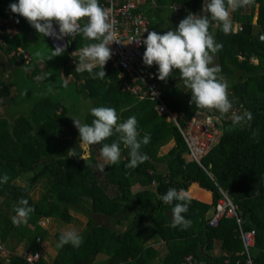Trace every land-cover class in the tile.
<instances>
[{"label": "trees", "instance_id": "16d2710c", "mask_svg": "<svg viewBox=\"0 0 264 264\" xmlns=\"http://www.w3.org/2000/svg\"><path fill=\"white\" fill-rule=\"evenodd\" d=\"M105 1L98 0L101 7ZM207 2L159 0L163 7L170 6V14L176 15L180 22L189 14L206 15L202 7ZM12 3L18 0L0 1V18L20 28L16 35L5 29L1 34L0 56L7 58V68L24 63L12 57V51L24 49L33 53L30 42L38 47L48 44L46 37L40 36L25 18L11 12L9 5ZM176 5H181L182 9L176 12ZM164 9L144 11L154 17ZM230 18L233 25L240 24L242 29L225 35L217 22L210 24V33L217 43L223 44L215 54L214 65L222 69L218 75L228 83L229 99L233 107L238 108L237 114L250 111L251 121L233 126L230 112L222 116L218 110L197 108L191 102L192 94L178 69H174L165 81H160L158 66L150 67L156 76L153 81L163 91V100L173 112L189 118L202 111L222 122V136L202 158L201 165L188 160L179 130L158 115V101L139 98L126 90L124 80L128 78H121L120 71L109 62L104 68V79L92 78L101 70L99 66L89 74L76 72L74 64L66 65V76L74 78L75 102H62L55 95L57 92L50 95L52 87L51 92L39 97L29 110L13 118L0 117V178L4 174L9 177L7 183H0V244L9 252L7 257L0 258V264H30L23 254L41 252L43 242L49 237L40 221L54 219L66 225L75 222L73 213L88 219L86 227L78 233L83 238L81 246L75 248L68 244L58 248L61 235L58 232L55 235L56 255L50 262L41 257L34 264H186L185 258L189 255L195 260L192 264H209L210 260L201 249L207 254L214 250L217 241L221 242V247L217 255H212L213 264H226L227 261L240 264L244 259L241 256L244 247L236 220L222 218L217 226L209 222V211L214 210L222 197L220 189L227 191L238 206L244 220L243 229L255 230L252 258L255 264H264V42L260 39L264 31V0H254L253 5L231 12ZM86 20L81 21L82 26ZM151 28L159 30L160 34L167 32L164 26L157 24H152ZM172 28L175 30L178 26ZM23 30L26 32L21 33ZM95 42L79 34L64 52L69 55ZM65 59L68 61L69 56ZM3 80L0 76L3 86L0 98L10 93ZM80 98L91 102L84 110L85 115H77L83 123L91 124L94 119L90 106L115 108L120 118L118 122L134 115L138 121V139L142 141L144 135H150V142L142 144L140 149L149 159L136 168H127L129 149L120 142L119 163L106 167L99 181L93 154L86 161L77 156L67 157L68 150L79 144V132L69 109L80 105ZM118 141L119 135L114 134L104 143ZM171 142L173 146L167 149ZM101 146L96 145L97 150ZM136 185L140 187L137 192L133 190ZM193 185L210 192L212 204L191 198L188 211L183 214L191 221V226L183 230L173 228L172 208L176 202L169 205L160 198L169 188L189 191ZM37 187L41 188V193L36 199L33 192ZM21 198L27 199L35 211L27 225L16 227L11 217ZM95 217L105 221L97 222ZM155 244L162 248H155ZM19 248L23 250L21 253L17 251ZM100 256L104 258L99 259Z\"/></svg>", "mask_w": 264, "mask_h": 264}, {"label": "clouds", "instance_id": "9594fccd", "mask_svg": "<svg viewBox=\"0 0 264 264\" xmlns=\"http://www.w3.org/2000/svg\"><path fill=\"white\" fill-rule=\"evenodd\" d=\"M253 3L254 0H208L202 7L206 15L189 14L181 20L177 29L164 34L148 32L146 39L142 41L146 46L143 63L146 66H158L160 81H165L174 69H178L182 81L192 94L191 102L197 108L218 110L222 116L229 113L233 109V101L229 99L228 83L218 75L222 71L221 67L214 65L215 54L223 48V44L216 42L209 28L211 22L215 21L225 35L232 34L234 25L230 18L231 12ZM9 7L12 13L25 18L40 36L61 40L65 36L73 37L81 33L85 39L97 41L79 50V62L75 71L93 74V69L99 66L101 70L93 74L92 78L106 77L104 68L112 56L109 46L115 38V26L110 19V12L101 7L98 0H18V3H12ZM84 18L87 20L81 26L80 22ZM54 22L59 26L58 33L53 27ZM260 39L264 41V36ZM64 50V47L57 45L48 60L62 55ZM45 76L47 77L48 73H45ZM90 111L94 117L91 124L71 117L79 132L78 149L82 151L77 148L69 149L67 157L79 156L86 161L92 155L93 146L102 145L96 169L103 173L106 167L119 163L122 142L124 147L129 149L130 161L126 165L127 168H136L149 159L140 149L142 144L147 145L150 142V135H144L142 141L138 139V121L134 115L124 122H118L120 118L113 107H93ZM231 119L232 125L236 126L251 121L253 115L244 110L243 114L233 112ZM114 134L119 135L118 142L104 143ZM253 134L255 135V132ZM8 180V175L4 174L0 183H7ZM160 199L169 205L176 202L172 208L171 227H181L183 230L191 226V221L183 215L188 211L191 202L188 190L169 188ZM14 211L11 222L20 227L28 224L35 209L29 206L27 199L21 198ZM82 243L83 238L75 230H68L61 233L57 247L71 244L79 248Z\"/></svg>", "mask_w": 264, "mask_h": 264}, {"label": "built area", "instance_id": "2783aa9c", "mask_svg": "<svg viewBox=\"0 0 264 264\" xmlns=\"http://www.w3.org/2000/svg\"><path fill=\"white\" fill-rule=\"evenodd\" d=\"M3 1V0H0ZM158 0H106L102 7L110 12V19L115 26V38L109 46L112 52L108 62L112 67L120 71L121 78L124 80V88L139 98L150 97L158 101L156 107L157 113L164 118L168 123L174 124L180 132V135L185 143L187 157L189 161H196L201 165L202 158L218 142L216 134V123L220 119L216 116H211L205 112L198 111L193 116L187 118L183 113L173 112L163 100V91L153 81L156 76L150 70L151 66H146L143 63V53L146 46L142 43L146 39L148 32H151L150 17L144 10L156 7ZM176 12L182 9L181 5L174 6ZM199 16L198 14H194ZM81 23V22H80ZM82 26V25H81ZM53 27L59 32V26L54 22ZM10 25L7 21H0V44L3 43L1 34L5 30H9ZM240 24L234 25V32L241 30ZM147 30V31H145ZM81 33L75 36H65L61 40H56L53 37H46L48 44L55 49L57 45L64 47V51L70 48L71 41ZM264 36V31L260 37ZM264 42V41H263ZM75 54V53H74ZM11 56L18 57L25 62H29L31 57L24 50L12 51ZM3 86L0 85V90ZM238 113V108L233 107L230 111ZM222 195L210 217V225L217 226L222 218H232L236 220L239 228L240 238L244 247L241 256H244L240 264H255L252 258V249L256 242L255 230L243 229V218L238 206H236L228 195L227 191L220 189ZM9 252L0 244V258L7 257ZM23 258L30 264H34L41 258L40 252L33 253L25 252ZM192 255L185 258L186 264L194 262ZM199 264H206L200 262ZM226 264H232L227 261Z\"/></svg>", "mask_w": 264, "mask_h": 264}, {"label": "crops", "instance_id": "0c3cea01", "mask_svg": "<svg viewBox=\"0 0 264 264\" xmlns=\"http://www.w3.org/2000/svg\"><path fill=\"white\" fill-rule=\"evenodd\" d=\"M169 7H163L162 4H160L159 0H158V5L156 7L149 8V10L154 9L155 11H158V9H160V8H165L163 13H161V14L157 13L158 15H156L154 17H153V15H151V16L148 15L150 17L151 26H152V24L153 25L157 24L158 26H164L165 27L164 29L166 31H169V30H173L172 27L179 25V23H180L179 18H177L176 15H173L174 18L172 17V15L170 14L171 12L168 10ZM195 14H198V13H195ZM198 15L200 16V14H198ZM1 19H2V17L0 18V21H1ZM164 20H166L165 22L167 24H165ZM173 20L175 21L176 24H174ZM25 28H27V25ZM8 31H10V33L12 35H16L20 32V28L18 25L17 26L10 25V28ZM158 31L159 30H157V33L160 32V31L159 32ZM23 32H26V31L23 30L21 33H23ZM161 34H163V33H161ZM29 42H30V40H29ZM30 43H31L34 51H33V53H31V52H28L26 50V52L31 57L29 62L25 63V61L22 60L24 63L14 64V65H11L9 68H7V67H5L6 66L5 60H7V58L5 59V57L0 56V66H1L0 76H2L4 78L3 81H5L6 85L9 88V92H10L9 96H7L5 98H0V117H10L11 116L13 118L15 115L20 113L19 111L22 108H19L18 111L17 110L13 111L14 114L13 113L12 114L7 113L6 111L2 110V107L4 106L3 103H9V102H11V104L17 103L19 95L22 94V89H21V86L19 85L20 84L19 80L26 81L29 84V86L24 84L28 90L32 89L31 82L34 84L38 83V86L41 85L39 92H41V94H43V95L51 92L49 89H51L52 87H53L52 92L56 93V92H58V89L56 87H58V88L60 87L64 92L66 86H70V89L73 86L74 78L72 77V75L66 76L65 67H66V65H71V64H74L76 67V65L79 62L78 58H77L79 56V50L74 51L72 53H69V55H68V53L63 52L62 55L53 57L52 59L48 60V58L51 56L52 50H54L53 47H51L49 44L38 47L35 45L36 44L35 42H30ZM66 56H69L68 61H66V59H65ZM28 63H30V64L32 63V64L29 65ZM107 63H108V61H107ZM45 73H48L47 77L45 76ZM48 85L50 87H48ZM24 99H25V102L30 101L28 103H30V104L34 103V101L30 100L32 98L29 99L28 97H24ZM23 100H21L22 104H23ZM65 100L69 104H71L73 101H76L75 99L72 100L71 97H68ZM86 101L87 100L81 99L78 102V103H80V105L78 104V106L82 107L83 103H86ZM32 104H31V106H32ZM19 105L21 107V104H19ZM12 106H14V105H12ZM77 107H75L74 110L71 107L69 109V111H70L69 113L72 114L73 118L80 119L77 116L80 114L75 113V109ZM90 107L92 108V106H90ZM87 108L85 107V108H83V110L87 109ZM67 110L65 109L64 111L67 112ZM84 113H85V111H84ZM76 148H78V146ZM189 193H190L191 198H195V199L199 200L200 202L208 204V205L212 204V194L206 190L201 189L200 187H198L196 185H193L190 187ZM212 214L208 213L209 217H211ZM255 245H256V242H255ZM220 247H221V242L217 241L213 251L208 252L206 254L204 251V248L201 249L202 253H204V255H206L207 258L210 260L209 264H213L212 255H217L219 253ZM254 248H255V246H254ZM254 248L252 249V252L255 251Z\"/></svg>", "mask_w": 264, "mask_h": 264}, {"label": "rangeland", "instance_id": "374dc122", "mask_svg": "<svg viewBox=\"0 0 264 264\" xmlns=\"http://www.w3.org/2000/svg\"><path fill=\"white\" fill-rule=\"evenodd\" d=\"M20 82V86H21V89H22V94L19 95V98H18V101L17 103H12L9 102V103H3V107H2V110L6 111L7 113H13V111H18L19 108H22L19 112H25L27 110H29L31 108V104L28 103V102H25V99L24 97H28L30 100L32 101H36L39 97L43 96V94H41V92H39V89L41 87L38 86V83L34 84L31 82V86H32V89L28 90L26 88V86L24 84H26L27 86H29V84L26 82V81H23V80H19ZM48 87H50L48 85ZM49 89V88H48ZM58 89V92L55 94V93H50V95L52 94H55V95H58L61 99L62 102H66L65 99H67L68 97H71L72 100L75 99V97L73 96V93H72V89L73 87L70 89V86H66L64 92L63 90L59 87L57 88ZM51 91V89H49ZM27 95V96H26ZM24 99V100H23ZM82 99V98H80ZM21 100H23V104L21 103ZM75 102V101H73ZM89 103L91 104V102H88V100L86 101V103H83V107L81 106H78L75 111H78L77 113H79L80 115L82 114V116L84 115V110L83 108L84 107H88ZM21 104V107L20 105ZM14 105V106H12ZM8 115V114H7ZM230 117H232V114L230 115ZM81 121L83 119H80ZM216 134H217V139L219 140L220 137L222 136V122L221 121H218L216 124ZM77 129V128H76ZM78 131V129H77ZM70 136H71V132L69 133ZM173 146V142H171L168 146H167V149L169 147H172ZM78 151H82V150H79ZM166 151V149H165ZM92 154L94 155V157L96 158V161L97 163L99 162V150H97L96 148V145L93 146V151H92ZM79 158V156H77ZM188 158V157H187ZM95 173L96 175L98 176V179L99 181L102 180V176H103V173H100L96 167H95ZM20 184H22L21 182H19ZM140 187L138 185H136L133 190L135 192H137V190H139ZM41 193V188L40 187H37L34 189V192H33V197L34 198H38V196L40 195ZM212 214L213 213V210L211 209L209 211V214ZM73 216L75 218V222H72L70 224H66V225H61L59 223H57L56 221H54V219H42L40 221V225L43 226L44 228H46V230L48 231L49 233V237L47 238V240H45L43 242V248H42V251L40 252L41 254V257H43L46 261L50 262L51 260V257L53 258L55 255H56V250H55V235L60 232V233H63L65 231H68V230H75L77 233L81 232L85 227L86 225L88 224V219L80 214H77V213H73ZM95 219L97 220V222H101V221H105L104 219L100 218V217H95ZM155 248H162V245H159V244H155L154 245ZM165 249H162V251H164ZM19 253H21V251H23L21 248H19L17 250ZM104 256H100L99 259H103Z\"/></svg>", "mask_w": 264, "mask_h": 264}]
</instances>
